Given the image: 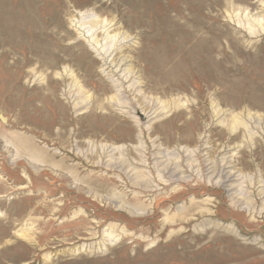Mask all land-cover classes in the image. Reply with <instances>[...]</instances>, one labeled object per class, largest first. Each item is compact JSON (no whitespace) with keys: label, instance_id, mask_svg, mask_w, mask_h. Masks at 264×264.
Returning <instances> with one entry per match:
<instances>
[{"label":"rangeland","instance_id":"374dc122","mask_svg":"<svg viewBox=\"0 0 264 264\" xmlns=\"http://www.w3.org/2000/svg\"><path fill=\"white\" fill-rule=\"evenodd\" d=\"M0 113V264H264V0H0Z\"/></svg>","mask_w":264,"mask_h":264},{"label":"water","instance_id":"95a60500","mask_svg":"<svg viewBox=\"0 0 264 264\" xmlns=\"http://www.w3.org/2000/svg\"><path fill=\"white\" fill-rule=\"evenodd\" d=\"M0 122L6 123L7 119L0 113Z\"/></svg>","mask_w":264,"mask_h":264},{"label":"bare ground","instance_id":"6f19581e","mask_svg":"<svg viewBox=\"0 0 264 264\" xmlns=\"http://www.w3.org/2000/svg\"><path fill=\"white\" fill-rule=\"evenodd\" d=\"M32 154H35L34 152H31ZM20 232V231H19ZM21 235L24 237V238H27L28 239V236H27V233L26 232H22Z\"/></svg>","mask_w":264,"mask_h":264}]
</instances>
